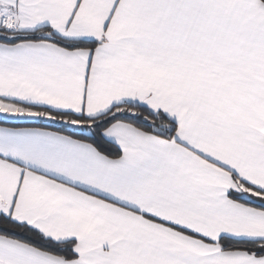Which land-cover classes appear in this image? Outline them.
Masks as SVG:
<instances>
[{
  "label": "snow or ice",
  "instance_id": "snow-or-ice-1",
  "mask_svg": "<svg viewBox=\"0 0 264 264\" xmlns=\"http://www.w3.org/2000/svg\"><path fill=\"white\" fill-rule=\"evenodd\" d=\"M0 264H264V0H0Z\"/></svg>",
  "mask_w": 264,
  "mask_h": 264
}]
</instances>
